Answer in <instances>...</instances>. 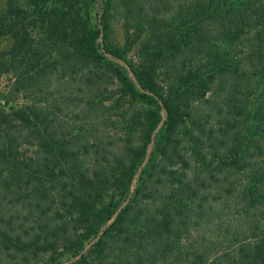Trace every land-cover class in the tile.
Instances as JSON below:
<instances>
[{
  "label": "trees",
  "instance_id": "obj_1",
  "mask_svg": "<svg viewBox=\"0 0 264 264\" xmlns=\"http://www.w3.org/2000/svg\"><path fill=\"white\" fill-rule=\"evenodd\" d=\"M33 1L39 35L16 25L0 50V264H264V0H97L93 27L79 0ZM113 11L141 30L134 79L110 60L135 47L110 41ZM68 67L90 117L145 103V142L66 134L25 90Z\"/></svg>",
  "mask_w": 264,
  "mask_h": 264
},
{
  "label": "rangeland",
  "instance_id": "obj_2",
  "mask_svg": "<svg viewBox=\"0 0 264 264\" xmlns=\"http://www.w3.org/2000/svg\"><path fill=\"white\" fill-rule=\"evenodd\" d=\"M79 1L81 12L83 14V23L87 24L89 27L97 25L98 1ZM32 3H34L33 0H0V50H4L11 45L12 37L10 31L16 25L25 24L34 36L39 35V27H35L33 21L36 16L35 9H37V7ZM111 19L110 41L121 46L125 43L127 35L129 34V41L135 42V47H133L132 51L127 53L125 61L122 59L110 60L113 61L112 65H120L129 73V76L134 79L129 62L132 59L136 60L138 58L136 44L140 42V39L138 38L141 35V30H138L137 24L133 22H131L129 27L126 26L125 17L123 15L120 16L119 11H113V18ZM70 67H68V69L59 68L57 71H48L46 75H44L45 78H40V80L34 82V87L32 89L25 91L34 96L36 95L40 99H44V101L46 100L49 104L61 109L64 119L66 120L65 122L67 123L64 128L66 134H68V131L71 130V128H74L77 124L82 129V132L77 131L81 134L82 138H87L89 141L105 138L107 143L110 141L114 142L112 147H117V144H122L118 146V149L120 147V151L123 150L122 146L126 141L110 140L108 139L110 135L121 140L133 138L135 141L138 140L139 142H145L146 131L143 124L146 120L143 115L145 103H137L133 106L129 103L122 104L119 111H117L116 103L113 101H109L105 105H93V107H100L103 110L100 111L102 113H98L99 115L90 117L91 115L87 111L89 110L87 101H90L91 98L89 97L90 94L88 87V84H90L88 83V80H90L89 74H86V71L82 72L80 70L75 72ZM9 75L10 74H3L0 80L1 103L6 101V98L1 94H6L11 87L13 88L12 84L15 82V75L13 73L10 76ZM116 86L117 85H111V88L115 89ZM28 93L18 91L15 94L14 99L10 101V104L23 105L25 103H30L31 98ZM112 108L115 109L110 113L109 109ZM76 115L78 116L77 119H75ZM161 130L162 125H160L157 131L153 133L148 147L147 157L144 158V162H148L150 156L153 155L155 149L154 141H156L157 132H161ZM232 207H236V205L233 204ZM234 210L235 209H233V211ZM234 213V217L239 219V214L236 212ZM218 229L219 228L205 227L203 231L199 228L194 232L197 233V235L205 233L206 237L213 241L215 237L219 238L223 236L220 231H217ZM88 246L89 245H87V247Z\"/></svg>",
  "mask_w": 264,
  "mask_h": 264
}]
</instances>
